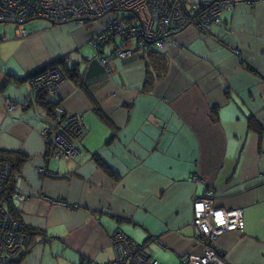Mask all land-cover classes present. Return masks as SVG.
<instances>
[{
  "label": "crops",
  "instance_id": "obj_1",
  "mask_svg": "<svg viewBox=\"0 0 264 264\" xmlns=\"http://www.w3.org/2000/svg\"><path fill=\"white\" fill-rule=\"evenodd\" d=\"M26 29L25 37L12 30L13 38L36 42L40 32L44 52L18 56L20 72L0 65V151L27 157L17 184L26 201L16 206L34 233L15 264H109L117 231L160 264H181L202 250L192 200L209 190L217 208L243 211L242 233L217 241L224 259L264 264V0L225 11L206 35L186 29L162 48L131 39L135 53L125 60L106 45V66L74 54L97 25ZM50 64L76 68L50 106L80 114L86 129L80 154L54 166L34 121L45 110L29 85Z\"/></svg>",
  "mask_w": 264,
  "mask_h": 264
},
{
  "label": "built area",
  "instance_id": "obj_2",
  "mask_svg": "<svg viewBox=\"0 0 264 264\" xmlns=\"http://www.w3.org/2000/svg\"><path fill=\"white\" fill-rule=\"evenodd\" d=\"M235 4V0H215L213 3L198 0L193 4L186 0H0V24L16 26L18 37L27 36L24 26L34 20L54 26L97 25L100 31L91 40V45L98 51L94 59L106 66L110 55L124 60L135 53L133 49L116 45L110 55L105 56L103 49L108 43L116 44L117 39L124 42L136 39L141 48H162L168 39L186 29L206 35L220 22L222 14ZM64 80L65 74L55 68L33 78L29 85L33 95L43 89L54 94ZM52 115L54 119L39 129L47 139L48 154L56 161L79 155L80 142L86 133L82 116L65 115L61 106H54ZM43 119L46 118L37 114L34 121L39 124ZM24 200V196H18V202ZM192 208L194 238L202 250L187 254L181 264H230L216 244L226 233H242L243 211L217 208L212 192L194 198ZM21 226L0 206V264L11 263L26 250L29 235ZM112 236L113 260L109 264H160L148 255L144 245L137 244L123 232L117 231Z\"/></svg>",
  "mask_w": 264,
  "mask_h": 264
},
{
  "label": "trees",
  "instance_id": "obj_3",
  "mask_svg": "<svg viewBox=\"0 0 264 264\" xmlns=\"http://www.w3.org/2000/svg\"><path fill=\"white\" fill-rule=\"evenodd\" d=\"M39 22V20H34V21H31V22H28L25 24L24 26V29L27 31V26L28 25H32L33 23H37ZM44 22V21H43ZM46 23L47 25H51L50 23H47V22H44ZM2 25V24H0ZM5 26H9V27H12L13 30H17V27L16 26H13V25H8V24H3ZM51 26H54V25H51ZM15 32V31H14ZM1 38V36H0ZM95 52L98 53V51L95 49ZM94 60V59H93ZM91 62V60H90ZM55 68H58L61 70V72H63L65 74V77L68 78L69 77V74L70 73H74V71L76 70V68L74 69H70L67 71L66 73V69L62 66H59L58 64H50L48 66H45L37 71L34 72V74H32L30 76V79H29V83L30 81L37 77V76H40V75H43L44 73H46L47 71L51 70V69H55ZM51 94L52 93H49L47 90L43 89V90H40L38 93L34 94L33 95V92L31 91V97H32V101L34 102H37V104H39L40 106L43 107V109L45 110L44 113L45 115L43 117H45L46 119L42 121V123H39V129L42 128L43 126H46V122L48 121H52L54 119V116L52 115V111H53V108L54 106H59L58 104L54 105V106H50L52 103H53V98L51 97ZM48 95V96H46ZM84 122V121H83ZM84 128H85V125H84ZM250 128L252 129H255L254 125L253 124H250ZM86 131V129H85ZM86 135V133H85ZM85 138V136L83 137V139ZM83 139H81V142H80V148L81 146H83ZM48 148H49V142H48ZM47 157H49L50 159L54 160L50 153L47 154ZM26 158H24L22 155H20L19 153H7V152H1L0 151V194H1V198H0V206H2L4 209L7 210L8 214H9V217L10 219L12 220H16L18 221V223L21 226V228H23V231L28 235H29V241H32V237H33V231L31 229H29V227H27L22 221L21 219L19 218V215H18V208L16 206V203H19L18 202V196L19 194H17L18 192V188H17V184H18V181L20 179V168L21 166L25 163L24 160H26ZM55 162H60L59 161H56L54 160ZM8 173V174H7ZM7 174V176H5ZM26 250L24 251V254H25ZM23 253L17 258H21L23 255ZM13 260V264H15V261L17 260ZM9 263V264H12Z\"/></svg>",
  "mask_w": 264,
  "mask_h": 264
},
{
  "label": "rangeland",
  "instance_id": "obj_4",
  "mask_svg": "<svg viewBox=\"0 0 264 264\" xmlns=\"http://www.w3.org/2000/svg\"><path fill=\"white\" fill-rule=\"evenodd\" d=\"M35 24H39L41 26V25L44 24V22L43 21H39V22H37ZM4 30H6V33H5ZM12 30H13L12 27L5 26L3 24L0 25V35H3V38H4V39L0 40V65L1 64L6 65L11 70H13V71L16 70L17 72H20L21 64L18 61L17 57L23 55L24 57H27L25 60H28L30 58L36 57V54L38 56L39 53H43L44 51L41 49V44L43 42L44 34L38 32V34H37V36H39L38 40L36 42H29V41L13 38L12 33H11ZM91 40H90V44H91ZM51 41H53L55 43L57 48L63 50V46H62L60 40H58L55 37V38H52ZM129 42H130V40L126 41V42L123 41L119 45H123L125 48H130L129 47ZM90 44L81 46L77 50V52H75L74 54L77 55L79 58H90V57H93L95 55L94 52H93L94 49H93V47ZM134 44H135V42L132 43V45H134ZM116 45H118V44L108 43L107 47L110 49V51H112L114 49V46H116ZM32 49H34V51H32ZM47 49H48V52H52V51L55 50L53 47H50V46H48ZM130 49H132V48H130ZM66 79L67 78L65 77L64 81H66ZM35 115H37V114H35ZM40 132L41 131H39L38 134H39L40 138L43 140V142L45 144L46 156H47V154H48L47 139H46V137H43L40 134ZM77 156L78 155L73 156V157H77ZM73 157H71V158H73ZM71 158H69V159L61 158L60 161H69ZM51 163H52V166L57 165V162H55V161H52ZM36 172H37V174L39 176H42L45 173V170H44L43 167H39V168H37ZM209 192L213 193V198L215 199V193L212 190L207 191L205 194H207ZM42 198L46 199L45 196H42ZM25 201L26 200H24L23 202H25ZM191 226H192V224H191ZM30 247H31V244L29 245V243H28L27 246H26L27 251H29ZM162 252H163V254H166L168 257H170L172 259H175L176 263H178L177 257H175L170 251L166 252L165 250H163ZM23 254H24V251H23ZM12 264H13V262H12Z\"/></svg>",
  "mask_w": 264,
  "mask_h": 264
},
{
  "label": "bare ground",
  "instance_id": "obj_5",
  "mask_svg": "<svg viewBox=\"0 0 264 264\" xmlns=\"http://www.w3.org/2000/svg\"><path fill=\"white\" fill-rule=\"evenodd\" d=\"M189 4H193V3H197L198 0H186ZM210 3H213L215 0H208ZM236 1V6L235 7H239V6H247V7H251L254 4V0H235ZM201 5L206 8L203 3L200 1ZM221 24V18H220V22L216 25L219 26Z\"/></svg>",
  "mask_w": 264,
  "mask_h": 264
},
{
  "label": "water",
  "instance_id": "obj_6",
  "mask_svg": "<svg viewBox=\"0 0 264 264\" xmlns=\"http://www.w3.org/2000/svg\"><path fill=\"white\" fill-rule=\"evenodd\" d=\"M139 245H142V244H139Z\"/></svg>",
  "mask_w": 264,
  "mask_h": 264
}]
</instances>
